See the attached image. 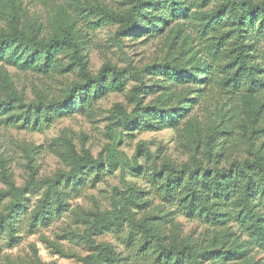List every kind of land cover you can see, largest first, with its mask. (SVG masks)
Here are the masks:
<instances>
[{
  "label": "rangeland",
  "instance_id": "1",
  "mask_svg": "<svg viewBox=\"0 0 264 264\" xmlns=\"http://www.w3.org/2000/svg\"><path fill=\"white\" fill-rule=\"evenodd\" d=\"M137 1L0 0V42L15 30L27 36L35 30L47 39L72 34L85 44L89 74L97 75L111 63L123 70L126 80L123 92L109 91L82 107L80 92L69 97L70 88L83 82L78 65L67 66L69 57L62 60L66 66L44 73L21 68L24 45L2 52L0 158L5 172L0 164V264H153L158 235L166 245L175 241L203 253L199 264H264V241L253 237L249 224L238 218L242 210L246 215V206H236L244 199L264 205L262 196L245 195L236 186L233 198L229 195L231 200L214 206L208 220L206 215L189 214L177 193L153 181L165 169L160 182L175 180L194 187L195 180L206 175H231L239 170L234 162L258 158L264 163V131L250 137L248 109L262 105L264 110V31L250 32L256 50V91L243 82L226 85L224 66L232 63L229 53L235 39L229 27L222 28L220 34L227 39L220 45L222 54L215 57L209 46L216 30L207 21L228 0H182L185 6L173 17L159 8L158 0H145L148 4L138 10L141 28L124 32L119 40L114 38L119 24L92 30L81 12L97 5L126 10ZM163 11L167 14L160 16ZM161 66H178L184 79L190 78L175 84L150 74ZM143 68L144 104L159 114H171V119L182 113L178 128L146 129L147 120L139 124L145 120L142 114L133 126L116 122V103L134 110L129 95L139 85L137 74ZM12 95L23 102L10 101L4 114ZM232 143L229 161L209 158L211 146L219 151ZM72 148L91 155L96 163L77 171L81 176L83 169L86 180L66 185L72 164L61 154ZM262 208L256 206L259 213ZM144 225L155 230L147 232ZM184 254L193 264L189 252Z\"/></svg>",
  "mask_w": 264,
  "mask_h": 264
},
{
  "label": "trees",
  "instance_id": "2",
  "mask_svg": "<svg viewBox=\"0 0 264 264\" xmlns=\"http://www.w3.org/2000/svg\"><path fill=\"white\" fill-rule=\"evenodd\" d=\"M132 1V0H127ZM159 8L162 10L170 11L168 17H173L175 12H180L184 5L182 0H158ZM148 1L138 0L129 9L126 10H115L111 7H105L97 5L96 7H91L89 11L82 9L81 12L86 16L87 28L98 29L107 24H119V30L114 35L116 40L124 32L134 31L141 28L142 17L138 15V10L140 11L144 5L148 4ZM162 3V4H161ZM166 13L161 12V15ZM207 24L210 25L216 34L211 39V44L209 48L212 50L215 57H219L222 54L220 50V45L227 39V34H220L222 28H230L229 32L231 37L235 41L230 46L229 56L232 58V63L224 66L226 68V73L229 78L225 81L226 85L237 86L239 82H243L247 86L248 90L252 89L256 91L257 86H259L257 71L254 68L253 59L255 57L256 50L254 49L255 43L250 40V32L258 31L262 34L264 31V3L253 2L252 0H228L219 9L212 11L209 14V20ZM34 35L27 36L19 30H15L14 33L8 34L3 41L0 42V59L3 58V53L8 50L12 45H24V55L26 58L19 57L20 66L24 70H32L34 72H44L47 73L57 67L66 66L62 61L64 57H69L68 67L73 66V64L78 65L79 71L83 76V82L76 83L69 90V97L76 96L80 92V105L82 107H88L91 104V100L99 99L105 96L109 91L123 92L126 84V80L123 79V70L117 69L116 66L111 63H105L100 69L97 75L89 74V59L84 53L85 44L72 34H66L63 37H53L50 39L40 38L36 31L33 30ZM205 35V33H203ZM61 54L62 57L59 55ZM235 67V71L230 73ZM210 68V67H208ZM211 69V68H210ZM147 68H143L138 72L139 85L132 88L129 101L134 104V110L128 112L120 103H116L113 107L114 116L116 117V122L118 124H125L133 126L137 124L139 114L145 117V120L141 121L139 124H143L146 129H159L166 127L178 128L180 125V119L184 117L182 113L173 114L166 116L165 113L160 111V114L152 111L150 107L144 104V101L140 93L144 90L142 87L143 80L140 78L142 74H145ZM182 69L178 66H172L163 68L156 67L152 69L150 74L162 75L167 82H173L175 84H184L189 76L184 79L181 73ZM154 72V73H153ZM203 73L201 72V75ZM203 78V76H202ZM17 100L18 103H22V98L17 95H12L8 101V109L5 108L2 112L5 114L11 106L10 101ZM250 110V122L252 123L250 137L257 132L264 131V110L262 105L259 107H248ZM1 111V110H0ZM63 112L61 108L59 114ZM215 133V132H214ZM209 144H212L214 134L209 135ZM239 142V141H238ZM234 143L228 145L227 147L216 151V149L209 148L208 156L215 161H229L233 154ZM64 161L72 164L71 178L65 182L66 185L72 183L76 184L86 180L84 168H88V164H95L96 161L89 154L80 155L78 152L72 148L65 154H61ZM4 160L0 158V164L3 167V172L5 169ZM238 163L239 170H236L229 176L225 174L216 173L211 176H204L203 180L200 181L198 178L195 180L196 184L183 185L179 181L168 180L163 181V175L161 172H165V169L160 173H156L153 176V181L158 188L163 189L166 187L173 193L178 194V201L185 211H189L191 215H206L208 220H211V214L214 206H218L221 202L226 200H231L228 196L233 198L232 191L236 186H240L245 195L257 194L262 196L264 201V163L260 159H255L252 162H234ZM84 167V168H83ZM82 169L83 175L78 176L77 171ZM74 179V180H73ZM192 194V195H191ZM227 196V197H226ZM58 200L60 198L58 197ZM251 202L244 199L243 202L240 200L236 202V206L241 208L245 207L243 216V210L238 213V218L241 219L243 224L248 225V229L251 230L253 237H259L264 241V209L262 208V213L256 210V206H264L263 202ZM243 204V205H242ZM257 213V214H255ZM45 215L44 212L41 213ZM255 214V215H254ZM147 232L154 231L153 226L144 225ZM158 252L156 253V258L153 264H191L190 256L187 257L185 252L194 258L192 260L193 264H199L200 256L203 253H194L191 251V247L187 244L181 245L175 241H171L168 245L162 242L160 235H158V241L156 243ZM162 257V259H161ZM159 260H162L160 262Z\"/></svg>",
  "mask_w": 264,
  "mask_h": 264
}]
</instances>
